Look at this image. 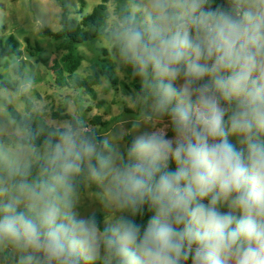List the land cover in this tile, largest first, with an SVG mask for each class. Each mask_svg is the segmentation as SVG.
I'll list each match as a JSON object with an SVG mask.
<instances>
[{"label":"clouds","instance_id":"1","mask_svg":"<svg viewBox=\"0 0 264 264\" xmlns=\"http://www.w3.org/2000/svg\"><path fill=\"white\" fill-rule=\"evenodd\" d=\"M104 48L135 82L131 130L73 117L37 147L18 129L0 148V255L264 264V0H125Z\"/></svg>","mask_w":264,"mask_h":264},{"label":"rangeland","instance_id":"2","mask_svg":"<svg viewBox=\"0 0 264 264\" xmlns=\"http://www.w3.org/2000/svg\"><path fill=\"white\" fill-rule=\"evenodd\" d=\"M62 2L71 17L81 19L91 13L101 0ZM62 13L60 0H0V39L6 41L14 36L19 42L20 51V55L0 61V85L9 82L13 88H0V148L14 143L15 133L21 129L10 110L24 116L27 104H30L33 112L42 115L49 125L65 121L53 118L55 113H60L82 119L101 136L109 135L113 130H131L137 108L129 74L113 71L116 84H112L101 73L103 67L113 70L112 61L104 48L106 34L79 47L83 61L76 75L79 78H87L95 73L100 75V82L95 86V97L66 86L67 76L57 75L53 70L63 52L58 49L57 42L42 37L40 32L46 28L58 31ZM114 13L115 5L110 1L107 29ZM94 120H98L99 125H92ZM94 187H84L81 194L85 202L82 211L84 214L95 212L103 216L101 208L90 206L96 200ZM0 264H8L4 255H0Z\"/></svg>","mask_w":264,"mask_h":264},{"label":"trees","instance_id":"3","mask_svg":"<svg viewBox=\"0 0 264 264\" xmlns=\"http://www.w3.org/2000/svg\"><path fill=\"white\" fill-rule=\"evenodd\" d=\"M61 1L63 13L60 21V29L52 31L44 29L40 32L42 37H47L58 43V49L63 52L61 58L56 61L53 70L57 75L67 76L66 86L81 90L95 97V86L100 82V75L95 73L87 78H79L76 73L79 70L83 57L79 54V47L92 43L106 34L108 23V3L113 1L115 13L119 12L120 7L125 0H101L94 7L91 13L83 16L81 19L70 16L64 2ZM29 43V40H27ZM20 55L19 42L14 36H10L6 41L0 39V61L4 58ZM112 84H116L113 78V70L103 67L101 71ZM130 77V74H129ZM131 79V78H130ZM134 81L131 79V85L134 87ZM0 88L13 89L9 82H3ZM12 118L18 123L19 127L29 133L31 142L37 147H41L48 127L50 126L39 113L32 111L30 104H27L26 114L17 115L10 110ZM55 120H70L73 117L55 113ZM98 120L92 121V125H99ZM34 173L36 169H33ZM102 215L97 214L100 219Z\"/></svg>","mask_w":264,"mask_h":264}]
</instances>
